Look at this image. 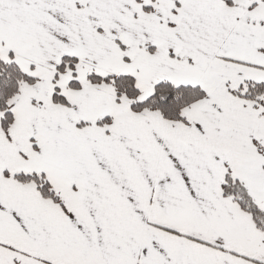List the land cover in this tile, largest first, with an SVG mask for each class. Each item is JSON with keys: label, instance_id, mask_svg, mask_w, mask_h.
Masks as SVG:
<instances>
[{"label": "snow or ice", "instance_id": "1", "mask_svg": "<svg viewBox=\"0 0 264 264\" xmlns=\"http://www.w3.org/2000/svg\"><path fill=\"white\" fill-rule=\"evenodd\" d=\"M0 264H264V0H0Z\"/></svg>", "mask_w": 264, "mask_h": 264}]
</instances>
